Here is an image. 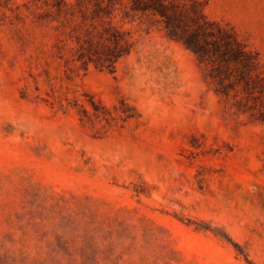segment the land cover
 <instances>
[{"label": "rangeland", "instance_id": "rangeland-1", "mask_svg": "<svg viewBox=\"0 0 264 264\" xmlns=\"http://www.w3.org/2000/svg\"><path fill=\"white\" fill-rule=\"evenodd\" d=\"M0 264H264V0H0Z\"/></svg>", "mask_w": 264, "mask_h": 264}]
</instances>
